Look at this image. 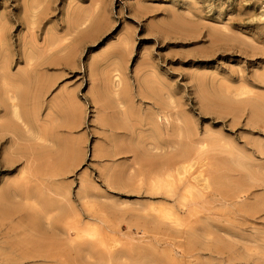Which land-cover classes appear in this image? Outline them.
<instances>
[{
	"label": "rangeland",
	"instance_id": "rangeland-1",
	"mask_svg": "<svg viewBox=\"0 0 264 264\" xmlns=\"http://www.w3.org/2000/svg\"><path fill=\"white\" fill-rule=\"evenodd\" d=\"M261 77L264 0H0V264H264Z\"/></svg>",
	"mask_w": 264,
	"mask_h": 264
},
{
	"label": "bare ground",
	"instance_id": "bare-ground-1",
	"mask_svg": "<svg viewBox=\"0 0 264 264\" xmlns=\"http://www.w3.org/2000/svg\"><path fill=\"white\" fill-rule=\"evenodd\" d=\"M51 39H52V37H51ZM126 39V38H125ZM203 39V38H202ZM51 42H53V41H51ZM54 42H56L55 40H54ZM53 42V43H54ZM63 43L64 42H62V43H56V53H57V55L58 56H62L63 57V55H65V52H66V46L65 45H63ZM55 44V43H54ZM54 44H52V43H49V44H47L43 49H42V52H41V54H39L38 55V58H40V59H45V57H44V54H46V55H49V53H50V51H52V47L54 46ZM122 44H123V41H122ZM250 45H251V43H250ZM255 46V45H254ZM116 47V46H115ZM258 47V46H257ZM122 48V47H121ZM125 49V48H124ZM117 53V52H116ZM217 55V54H216ZM215 55V56H216ZM240 56V55H239ZM44 57V58H43ZM120 57V56H119ZM216 58V57H215ZM120 59V58H119ZM223 59V58H222ZM215 61V60H214ZM61 62V63H60ZM59 62V64L62 66V68H65L66 67V63H65V60H64V58H62V61H60ZM65 63V64H64ZM30 65V64H29ZM144 65H146V64H144ZM66 72V71H65ZM119 73H121V72H119ZM150 75H151V72L149 73ZM120 76V75H119ZM261 79L263 80V78L261 77ZM11 81H13L12 79H11ZM264 81V80H263ZM257 84V83H256ZM224 86V85H223ZM258 86V85H257ZM19 87V86H18ZM221 87V86H220ZM20 88V87H19ZM225 88V87H224ZM4 89V88H3ZM226 89V88H225ZM230 90V89H229ZM236 91V90H235ZM238 91V90H237ZM243 91V90H242ZM1 92H2V88H1V86H0V94H1ZM239 92V91H238ZM236 93V92H235ZM248 93H250V92H248ZM7 94H9V93H7ZM17 94V93H16ZM237 94V93H236ZM235 94V95H236ZM245 94V93H244ZM251 94H253V93H251ZM251 94H250V96H251ZM161 95V94H160ZM246 95V94H245ZM255 95V94H254ZM9 96V95H8ZM7 96V97H8ZM162 96V95H161ZM237 96V95H236ZM247 96V95H246ZM163 97V96H162ZM230 97V96H229ZM240 97V96H239ZM255 97V96H254ZM263 97V96H262ZM237 98V97H236ZM264 98V97H263ZM263 98H261V100L263 99ZM238 99V98H237ZM240 99V98H239ZM10 100V99H9ZM14 100V99H13ZM245 100H247V98L245 99ZM244 100V101H245ZM259 100V99H258ZM11 101V100H10ZM233 101V100H232ZM238 101V100H237ZM260 101V100H259ZM263 101V100H262ZM16 102V101H15ZM153 102H155V101H153ZM159 102V101H158ZM4 103H5V101H4V99L3 98H1L0 97V107L1 106H3L4 105ZM13 103V102H12ZM248 103H249V105L250 104H252L253 103V101H248ZM152 104H154V103H152ZM239 105H241L240 104V102L238 103ZM254 104V103H253ZM156 105H158V104H156ZM243 105H245V104H243ZM243 105H242V107H243ZM248 104H247V106H249ZM255 105H256V103H255ZM160 106V105H159ZM251 106V105H250ZM240 108V107H239ZM220 113H221V111H220ZM234 117H236V116H234ZM154 118V117H153ZM237 118V117H236ZM235 118V119H236ZM66 119V118H65ZM153 121H154V119H152ZM238 120V119H237ZM37 121V120H36ZM0 122H3L2 120L0 121ZM259 122V121H258ZM257 123V122H256ZM260 123V122H259ZM31 124H33V125H35L34 123H31ZM33 128H34V126H31V130L29 131V138L30 137H32L35 133H34V130H33ZM7 133V132H6ZM4 136V135H3ZM7 136H8V134H7ZM15 137V136H14ZM38 137V136H37ZM5 138V137H4ZM13 138V137H12ZM18 138V137H17ZM160 139V137L158 136V140ZM2 140H3V137L2 136H0V145H1V143H2ZM13 140H14V138H13ZM25 140H27V139H25ZM31 140V139H30ZM37 140H39V141H41L40 139H38L37 138ZM29 141V140H28ZM43 142V141H42ZM47 142L48 143H50V140H47ZM29 143V142H28ZM51 145H54V143H53V141H51ZM163 142L161 141V140H159V141H157V142H154L153 144H151V143H149V145H150V148L151 147H153L156 151H160L161 150V146H163V144H162ZM59 145H58V147L57 148H53V149H49L48 148V151L46 152V155H49L50 157L47 159V160H49V159H51L52 158V160L54 161V163L52 164V166H50L51 168V172H53L54 174H59V173H63L64 172V170H63V167L65 166V163H66V160H67V148L64 146V142H60V143H58ZM17 145V144H16ZM15 145V146H16ZM25 145H27V144H25ZM38 145L39 144H36V143H34L33 142V140L30 142V146L28 147V148H24L25 146H22L23 148H21L22 150H23V152H24V154H26L27 156H31V157H22V156H20V158L19 157H16V158H14V159H8V160H5L4 158V160H1L0 161V167H4L5 168V170H8L9 171V169L8 168H11L12 166H14L18 161L19 162H21L22 161V159H25V160H27L28 162V166L30 167V169H32V166H33V164H34V162L36 161V159L37 158H35V156H36V154H40V155H43L42 153H45V151H43L42 149H38ZM1 147V146H0ZM20 147V146H19ZM27 147V146H26ZM250 150V149H249ZM262 152H263V150H261ZM229 152H230V150H229ZM225 153V152H224ZM202 154V153H201ZM226 154V153H225ZM230 156H231V153L229 154ZM221 157H223L224 155H220ZM37 157V156H36ZM232 157H234V156H232ZM241 157V156H240ZM228 158V157H227ZM221 159V158H220ZM233 159H235V158H233ZM239 159V158H238ZM245 159V158H244ZM47 160H46V162H47ZM229 160V159H228ZM242 160V159H241ZM159 161V160H158ZM154 162L155 164L157 163V164H159V162ZM239 161V160H238ZM2 162H3V164H2ZM161 162H163V163H171V159L170 158H167V159H165V160H162V161H160V164H161ZM222 162L224 163V161L222 160ZM26 163V164H27ZM70 163V162H69ZM234 163H236V161H234ZM242 164L244 165L245 163H243L242 162ZM221 166H223V165H221ZM248 166V165H247ZM250 166V165H249ZM242 167V166H241ZM186 169H188V168H191V165L190 166H187V167H185ZM253 168V167H252ZM43 169H45L44 171L46 172L48 169H49V166H46V165H44V168ZM180 168H176V169H174V171H173V173H178L180 170H179ZM244 169V168H243ZM262 169H264V168H262ZM245 170V169H244ZM168 171H170V169H168ZM167 171V172H168ZM172 171H170V173H172ZM48 172H49V170H48ZM52 173V174H53ZM170 173H168L166 176H168ZM241 173V172H240ZM166 174V173H165ZM250 175H252V174H250ZM255 175H256V173H255ZM163 176V175H162ZM173 177V176H172ZM172 177L169 175L168 177H167V179H165V182H166V180L168 181V182H171L172 181ZM199 178L200 179H202L205 183H207L208 184V181H209V179H208V177H205L202 173L198 176V180H199ZM263 178V177H262ZM253 179H255V178H253ZM257 179V178H256ZM258 180V179H257ZM157 181V180H156ZM156 181H153L154 183H156L155 185H158V183L156 182ZM162 181V180H161ZM260 182L262 183V182H264V181H261L260 180ZM161 184H162V182H161ZM154 186V185H153ZM11 188H15V189H20V184L18 183V182H13L12 184H6L5 186H4V188H3V190H2V192L5 190V191H8V190H10ZM190 188H191V186H190ZM189 188V189H190ZM154 189V188H153ZM160 190V189H159ZM192 190V189H191ZM171 193V191H169V194ZM173 193V192H172ZM172 193H171V195H172ZM189 193V192H188ZM191 193V192H190ZM234 199V198H233ZM229 200H231V199H229ZM255 202V201H254ZM247 205V204H246ZM246 205H244V206H246ZM251 206V205H250ZM256 209L255 208H249L248 209V211H250V212H254ZM255 214H256V212H254ZM223 219H225V218H223ZM224 226H225V224H224ZM207 228V227H206ZM211 229V228H210ZM212 230V229H211ZM207 232V231H206ZM198 236V235H197ZM207 236V235H206ZM212 236H213V234H212ZM217 236V235H216ZM229 236V235H228ZM227 236V237H228ZM235 236H237V235H235ZM255 236V235H254ZM193 237V236H192ZM195 237V236H194ZM199 238V237H198ZM263 237H261V239H262ZM203 239V238H202ZM230 239V238H229ZM236 239H237V237L235 238V240H233V241H236ZM245 239V238H244ZM243 239V240H244ZM264 239H262V241H263ZM197 241V240H196ZM195 241V242H196ZM259 241V240H258ZM245 242V241H244ZM264 242V241H263ZM197 243H199L198 241H197ZM218 243V242H217ZM234 243V242H233ZM236 243V242H235ZM240 243V242H239ZM246 243V242H245ZM249 243V242H248ZM195 244V243H194ZM222 244V243H221ZM256 244V243H255ZM263 244V243H262ZM223 245V244H222ZM244 245V244H243ZM251 245V244H250ZM194 246V248H195V245H193ZM200 246V245H199ZM205 246V245H204ZM208 246V245H207ZM232 246H234V245H232ZM238 246V245H237ZM264 246V245H263ZM198 247V246H197ZM220 247H222V246H220ZM231 247V246H230ZM230 247H229V249H230ZM235 247V246H234ZM208 248V247H207ZM214 248V247H213ZM237 248V247H236ZM216 249H218V248H216ZM227 249V248H226ZM237 249H239V248H237ZM208 250V249H207ZM235 250V249H234ZM149 251V250H148ZM201 251H203V249L201 250ZM237 251V250H236ZM235 251V252H236ZM217 252V251H216ZM152 253V252H151ZM151 253H149V254H151ZM246 253V252H245ZM155 254V253H154ZM236 255H237V253H235ZM99 255H100V253H99ZM156 255V254H155ZM239 255V254H238ZM247 256V258L246 259H248V255H246ZM245 256V257H246ZM254 256H258V255H254ZM131 258V257H130ZM162 258V257H161ZM260 258V257H259ZM259 258H258V260H259ZM262 258V257H261ZM103 259V258H102ZM165 259V258H164ZM163 259V260H164ZM186 259H188V257L186 258ZM229 259V258H228ZM263 259H264V257H263ZM104 260V259H103ZM102 260V261H103ZM154 260V259H153ZM182 260H184V259H182ZM99 261V260H98ZM156 261V260H155ZM169 260H167V262H168ZM174 261V260H173ZM230 261V260H229ZM127 262V261H126ZM125 262V263H126ZM131 262V261H130ZM164 262V261H163ZM221 262V261H220ZM103 263V262H102ZM128 263V262H127ZM147 263V262H146ZM225 263V262H224ZM254 263V262H253ZM103 264H105V262L103 263ZM117 264V263H116ZM150 264V263H149ZM175 264V263H174ZM258 264H261V262L260 263H258Z\"/></svg>",
	"mask_w": 264,
	"mask_h": 264
}]
</instances>
